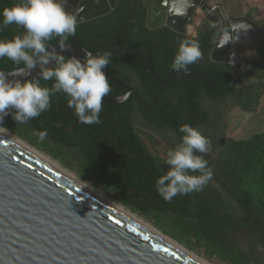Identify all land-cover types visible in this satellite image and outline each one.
Listing matches in <instances>:
<instances>
[{
    "label": "trees",
    "instance_id": "obj_1",
    "mask_svg": "<svg viewBox=\"0 0 264 264\" xmlns=\"http://www.w3.org/2000/svg\"><path fill=\"white\" fill-rule=\"evenodd\" d=\"M17 2L0 0V9ZM146 14L142 0H116L108 13L77 23L75 36L68 39L94 52L142 50L159 78L178 77L161 83L148 73L141 55H114L104 71L128 84L132 92L123 103L102 102L99 123H80L70 108L67 114L65 97L59 93L51 98L50 110L38 118L16 124L6 116V124H16L36 137L37 132L47 130L43 142L77 159L85 171L115 191L122 206L165 219L228 264H264V128L246 139H217L214 130L216 134L210 135L216 137L217 151L208 160L212 179L203 191L165 202L154 186L156 178L167 170L164 158L147 150L132 120L137 112L145 124L180 138V125L199 128L208 123L211 114L205 100L216 105L229 101L242 110L255 111L264 94L262 50L257 48L255 57L234 77L232 65L210 58L217 32L212 24L203 20L190 36L167 26L150 29ZM22 33V28L11 25L0 32V39ZM185 38L198 41L203 55L187 72L176 73L169 64L178 41ZM58 42L59 38H53L49 45ZM16 67L7 58L0 59L1 70ZM53 82L40 79L41 86L50 87ZM109 84V96L126 93L110 80ZM214 111L220 115V110Z\"/></svg>",
    "mask_w": 264,
    "mask_h": 264
},
{
    "label": "water",
    "instance_id": "obj_2",
    "mask_svg": "<svg viewBox=\"0 0 264 264\" xmlns=\"http://www.w3.org/2000/svg\"><path fill=\"white\" fill-rule=\"evenodd\" d=\"M146 10V25L150 29L167 26L186 34L196 7L204 19L216 25V38L210 52L211 60L233 66L234 77L241 74L245 62L233 51L232 43L219 47L224 30L234 21L227 19L218 5L206 0H191L184 15H177L183 0H142ZM63 3L64 0H61ZM116 0H66L65 8L76 12L77 23L108 13ZM70 50L62 55L81 61L84 51L111 56L136 53L147 65L148 73L159 78L147 53L139 49H116L94 52L77 41L69 40ZM55 43L50 46L59 52ZM49 63L47 67H52ZM23 67V66H21ZM11 71L0 72L5 74ZM106 73V72H105ZM108 79L123 87L126 93L106 96V104H120L132 92L131 87L106 73ZM14 79L15 77H9ZM23 79H39L37 68ZM69 107L66 112L68 114ZM0 264H196L183 253L157 238L120 212L82 189L55 168L0 135Z\"/></svg>",
    "mask_w": 264,
    "mask_h": 264
},
{
    "label": "clouds",
    "instance_id": "obj_3",
    "mask_svg": "<svg viewBox=\"0 0 264 264\" xmlns=\"http://www.w3.org/2000/svg\"><path fill=\"white\" fill-rule=\"evenodd\" d=\"M66 0H18L10 7L0 9V32L16 25L23 29L11 39H0V59L7 58L17 67L8 74L0 72V135L8 133L3 126L6 116L16 124H27L50 110L51 98L59 93L67 106L74 110L78 121L85 125L100 122L102 99L112 89L104 69L111 63V53L93 54L84 51L83 61L61 53L70 50L69 36L77 30L76 12L65 8ZM191 0H183L177 15H184ZM213 28L215 24L211 25ZM246 29L239 22L225 29L219 47L234 43L236 33ZM188 32L192 29L189 27ZM59 38V52L50 48L49 42ZM202 51L195 39L178 41L177 51L169 64L176 73L187 72L190 65L202 58ZM52 63V67H47ZM23 65V67H20ZM39 68V79H19ZM9 77H15L11 79ZM40 79L54 81L50 87L41 86ZM127 99V95L123 97ZM182 134L174 148L167 151L164 164L167 170L155 180V191L165 201L171 202L178 195L203 191L213 177L212 169L204 155L211 151L210 140L198 128L185 123L179 126ZM38 142L48 137L47 130L37 132Z\"/></svg>",
    "mask_w": 264,
    "mask_h": 264
},
{
    "label": "rangeland",
    "instance_id": "obj_4",
    "mask_svg": "<svg viewBox=\"0 0 264 264\" xmlns=\"http://www.w3.org/2000/svg\"><path fill=\"white\" fill-rule=\"evenodd\" d=\"M232 3L235 4L234 2ZM237 14L238 16L243 15V13L239 11ZM249 17L251 16L248 15V18ZM203 20V13L201 12L199 7H196L192 14L191 25L187 27V29L190 27L192 31H187L186 34L193 36L196 32L197 27L203 22ZM234 48L238 52L244 51L243 47H240V45L238 46L237 44H234ZM203 103L211 114L208 123L198 128L211 142V151L204 155V158L207 161L210 159V157L214 156V152L217 151V143L215 140L216 137L217 139H219L220 137L222 139H246L254 133L261 132L264 128V94L262 95L256 110L253 112L242 110L237 106H232L229 104V101H224L217 105L207 100L203 101ZM214 110H220V115ZM134 119L137 134L143 141L147 150L153 156L165 158L167 151L171 148H174L175 145L179 142L180 138L174 135L171 131H160L154 126L147 125L144 122L140 121L136 117V115H134ZM4 122L3 126L8 129L9 133L17 137L22 142L26 143L30 147L41 152L43 155L49 157L61 168L81 179L87 185L91 186L102 195H105V197L120 204L115 191L108 189L93 175L85 171V169L77 159L68 156V154H66L63 150H58L53 145H49L46 142H38V137L29 134V132H26L22 127H19L16 124L10 125L9 122V124H6L5 119ZM214 130L218 132V136L216 137L214 135H210V133L216 134ZM122 207L135 214L138 218L142 219L144 222L148 223L149 225L160 231L162 234L173 240L185 251L198 257L205 263L228 264L226 261L215 255L212 251L206 250L196 240L176 230L175 227L165 219L159 216L153 217L140 215L124 206Z\"/></svg>",
    "mask_w": 264,
    "mask_h": 264
},
{
    "label": "crops",
    "instance_id": "obj_5",
    "mask_svg": "<svg viewBox=\"0 0 264 264\" xmlns=\"http://www.w3.org/2000/svg\"><path fill=\"white\" fill-rule=\"evenodd\" d=\"M206 3L209 6L218 5L223 15L234 21V25L245 23L246 29L236 33L237 39L232 43L233 51L245 63L255 57L257 48H261L264 58V0H206ZM238 11L243 15L238 16ZM248 15L251 17L248 18ZM234 44L243 47L244 51L238 52Z\"/></svg>",
    "mask_w": 264,
    "mask_h": 264
},
{
    "label": "bare ground",
    "instance_id": "obj_6",
    "mask_svg": "<svg viewBox=\"0 0 264 264\" xmlns=\"http://www.w3.org/2000/svg\"><path fill=\"white\" fill-rule=\"evenodd\" d=\"M101 1H103L104 3L108 2V0H101ZM4 136L7 137L8 139L12 140L16 144L20 145L24 149L28 150L29 152H31L32 154H34L38 158H40L41 160H43L44 162H46L47 164H49L50 166L55 168L57 171L62 173L64 176H66L68 179H70L76 185H78L82 189L86 190L87 192H89L93 196L97 197L98 199H100L101 201H103L104 203H106L107 205H109L110 207L115 209L116 211L120 212L121 214H123L124 216H126L127 218H129L130 220H132L133 222H135L136 224H138L139 226H141L142 228H144L145 230H147L148 232H150L151 234L156 236L157 238L161 239L165 243H167L170 246H172L173 248L177 249L178 251L183 253L185 256H187L189 259H191L196 264H207L203 260L199 259L198 257H196V256L192 255L191 253L185 251L181 246H179L173 240H171L170 238H168L167 236L162 234L160 231H158L157 229H155L154 227H152L148 223L144 222L142 219L138 218L135 214L124 209L120 204H118V203L112 201L111 199L105 197V195H102L101 193H99L98 191L93 189L91 186L87 185L81 179H79L76 176L72 175L71 173L67 172L66 170L61 168L59 165H57L55 162H53L49 157L43 155L41 152L37 151L36 149H34V148L30 147L29 145H27L26 143L22 142L21 140H19L17 137L12 135L11 133L8 132L7 134H4Z\"/></svg>",
    "mask_w": 264,
    "mask_h": 264
},
{
    "label": "flooded vegetation",
    "instance_id": "obj_7",
    "mask_svg": "<svg viewBox=\"0 0 264 264\" xmlns=\"http://www.w3.org/2000/svg\"><path fill=\"white\" fill-rule=\"evenodd\" d=\"M134 115H136V117L140 120V121H142V122H144L143 121V119L140 117V115L137 113V112H135V113H133ZM134 115H133V117H132V120H133V124L135 125V122H134Z\"/></svg>",
    "mask_w": 264,
    "mask_h": 264
}]
</instances>
